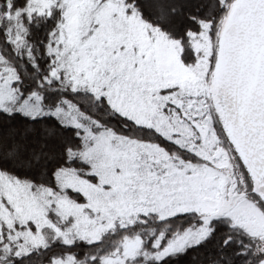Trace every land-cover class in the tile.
<instances>
[{"label":"snow or ice","instance_id":"6c2138e0","mask_svg":"<svg viewBox=\"0 0 264 264\" xmlns=\"http://www.w3.org/2000/svg\"><path fill=\"white\" fill-rule=\"evenodd\" d=\"M0 264H264V0H0Z\"/></svg>","mask_w":264,"mask_h":264}]
</instances>
